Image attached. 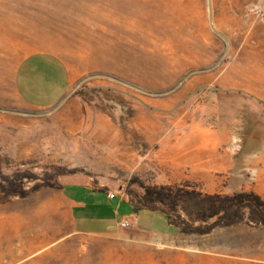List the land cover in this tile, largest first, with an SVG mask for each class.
I'll list each match as a JSON object with an SVG mask.
<instances>
[{
  "label": "rangeland",
  "instance_id": "1",
  "mask_svg": "<svg viewBox=\"0 0 264 264\" xmlns=\"http://www.w3.org/2000/svg\"><path fill=\"white\" fill-rule=\"evenodd\" d=\"M245 1L0 0V196L10 181L29 190L58 167L73 172L51 181L74 176L130 198L142 193L140 183H184L162 184L164 175H152L151 169L138 175V147L142 153L148 135L155 133L154 121L167 124V113L153 104L156 98L193 79L198 81L192 91H220V69L231 62L233 45L253 44L249 30L264 29V0ZM40 50L66 58L76 75L74 93L87 106L82 115L103 127L102 137L104 126L112 124L110 137L108 131L106 139H96L88 137L99 132L56 130L44 120L56 109L32 111L28 127L14 122L22 111L12 90L13 68L22 56ZM64 108L59 119L68 121ZM143 124L141 131L137 125ZM79 136L86 157L112 147L115 162L75 163ZM126 143L135 151L122 163ZM41 187L0 200V264H264L263 229L244 219L207 234L168 237L163 234L173 236L177 228L164 213L137 211L150 232L118 226L104 234L76 233L65 219L39 208ZM15 201L22 207L8 215L4 206Z\"/></svg>",
  "mask_w": 264,
  "mask_h": 264
},
{
  "label": "crops",
  "instance_id": "2",
  "mask_svg": "<svg viewBox=\"0 0 264 264\" xmlns=\"http://www.w3.org/2000/svg\"><path fill=\"white\" fill-rule=\"evenodd\" d=\"M247 36L253 44L233 45L231 62L220 69L219 92L192 91L198 81L193 79L154 100L156 109L167 113V124L154 121L151 128L155 133L148 135L146 146L141 147L142 153L138 147L137 156L142 160L138 175L145 173L144 168L151 169L152 175H164L162 184L187 181L195 183L204 193L231 194L243 190L253 191L264 199V29L249 30ZM75 79L70 64L58 52L40 50L22 56L11 76L17 108L22 111L13 118L14 122L28 127L33 123L32 111L56 109L44 118L56 130L99 132L88 137L96 139H106L108 131L110 137L112 124L104 126L102 137L103 127L88 123L87 117L85 120L82 113L87 112V106L74 93ZM65 105L68 121L59 119L66 112ZM145 127L137 125L141 131ZM76 141L73 145L75 163L115 162L112 147L99 148L102 151L96 150L91 158L86 157L87 147L80 144V136ZM134 151L132 145H123L121 162L129 163ZM58 183V188L41 187L36 192L37 204L51 217L65 219L69 231L104 234L116 229L122 219L134 216L135 227L150 232L140 224L128 195L109 185L93 186L69 175H62ZM108 193L114 196L110 198ZM116 198L118 201L113 202ZM123 203L126 205L122 207ZM131 204L133 211L129 210ZM18 207L22 206L15 201L7 203L3 210L10 215ZM180 234L183 233L177 228L173 236L163 235L177 237Z\"/></svg>",
  "mask_w": 264,
  "mask_h": 264
},
{
  "label": "trees",
  "instance_id": "3",
  "mask_svg": "<svg viewBox=\"0 0 264 264\" xmlns=\"http://www.w3.org/2000/svg\"><path fill=\"white\" fill-rule=\"evenodd\" d=\"M219 92V91H216ZM73 172L58 167L54 175L25 190L20 185L9 182L0 200L10 195L25 197L41 186L58 188L59 183L51 177ZM139 195H134V211L152 210L165 214L167 223L178 228L183 234H207L218 226H229L243 219L264 230V199L253 191L237 190L231 194L204 193L195 184L184 182L172 185H144Z\"/></svg>",
  "mask_w": 264,
  "mask_h": 264
},
{
  "label": "built area",
  "instance_id": "4",
  "mask_svg": "<svg viewBox=\"0 0 264 264\" xmlns=\"http://www.w3.org/2000/svg\"><path fill=\"white\" fill-rule=\"evenodd\" d=\"M108 196L111 198L114 196V193H108ZM135 224H136V219L134 216H131V217H126V218L122 219L118 223V226L121 228H125V227L135 226Z\"/></svg>",
  "mask_w": 264,
  "mask_h": 264
},
{
  "label": "bare ground",
  "instance_id": "5",
  "mask_svg": "<svg viewBox=\"0 0 264 264\" xmlns=\"http://www.w3.org/2000/svg\"><path fill=\"white\" fill-rule=\"evenodd\" d=\"M246 1H247V0H246ZM246 1H245V2H246ZM237 7H238V8H241V7H242V4L238 3ZM226 12H227V11H226ZM256 19H257V18H256ZM251 20H252V19H251ZM241 24H242V22H241ZM261 24H262V23H261ZM240 26H241V25H240ZM256 26H257V25H256ZM241 27H243V25H242ZM253 28L255 29L256 27H253ZM257 28H258V27H257ZM252 30H253V29H252Z\"/></svg>",
  "mask_w": 264,
  "mask_h": 264
}]
</instances>
